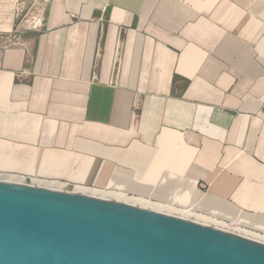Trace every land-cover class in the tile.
I'll use <instances>...</instances> for the list:
<instances>
[{"label":"crops","instance_id":"crops-1","mask_svg":"<svg viewBox=\"0 0 264 264\" xmlns=\"http://www.w3.org/2000/svg\"><path fill=\"white\" fill-rule=\"evenodd\" d=\"M2 176L264 236V0H0Z\"/></svg>","mask_w":264,"mask_h":264},{"label":"water","instance_id":"water-1","mask_svg":"<svg viewBox=\"0 0 264 264\" xmlns=\"http://www.w3.org/2000/svg\"><path fill=\"white\" fill-rule=\"evenodd\" d=\"M72 187L0 178V264H264V242Z\"/></svg>","mask_w":264,"mask_h":264},{"label":"bare ground","instance_id":"bare-ground-1","mask_svg":"<svg viewBox=\"0 0 264 264\" xmlns=\"http://www.w3.org/2000/svg\"><path fill=\"white\" fill-rule=\"evenodd\" d=\"M2 177L7 178V180L11 179L10 181H16V182H22L24 180V178L15 177V176H2ZM30 183L33 185L46 186V187H57V188H65L66 187L65 185L57 184L55 182H42V181L35 180V179H30ZM72 189L74 192L84 193V194L103 197V198H109V195H107L106 193L101 192V191H95V190H90V189H86V188H77V187H72ZM109 199H113V198H109ZM119 199H121V198L117 197L116 199H113V200L131 203V204H135L138 206L154 209L157 211L166 212L169 214L181 216V217H184V218H187L190 220H194L197 222L209 224V225L221 228V229L233 231V232H236L238 234L250 237L252 239L264 242V236H261V235H258V234H255V233H252L249 231H245V230L237 228V227H231L225 223L218 222V221L213 220L211 218L201 216L199 214H195V213L189 212L187 210L175 209V208H171L169 206L151 203L148 201H138V200L129 199V198H124V201H123V200H119Z\"/></svg>","mask_w":264,"mask_h":264},{"label":"built area","instance_id":"built-area-1","mask_svg":"<svg viewBox=\"0 0 264 264\" xmlns=\"http://www.w3.org/2000/svg\"><path fill=\"white\" fill-rule=\"evenodd\" d=\"M35 26V25H34ZM225 224H227V225H229V226H231V227H235L233 224H230V223H225Z\"/></svg>","mask_w":264,"mask_h":264},{"label":"rangeland","instance_id":"rangeland-1","mask_svg":"<svg viewBox=\"0 0 264 264\" xmlns=\"http://www.w3.org/2000/svg\"><path fill=\"white\" fill-rule=\"evenodd\" d=\"M124 201V200H123ZM246 231V230H245Z\"/></svg>","mask_w":264,"mask_h":264}]
</instances>
